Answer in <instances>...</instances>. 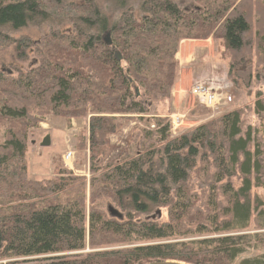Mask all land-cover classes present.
I'll return each mask as SVG.
<instances>
[{
	"label": "trees",
	"instance_id": "obj_1",
	"mask_svg": "<svg viewBox=\"0 0 264 264\" xmlns=\"http://www.w3.org/2000/svg\"><path fill=\"white\" fill-rule=\"evenodd\" d=\"M105 1L120 9L127 2ZM181 1L137 0V11H123L118 21H110L96 6L93 19L80 17L83 23L74 25L73 34L52 32L40 41V67L26 81L1 80L6 83L0 88L6 97L2 108L18 119L19 128L17 136L13 133L0 145V258L19 259L13 264H224L222 260L233 261L242 252L234 244L244 235L200 240L204 256H193L191 246L176 250L175 244L184 242L116 245L192 235L198 226L209 234L234 233L247 230L253 215L257 223L264 220V209L258 210L263 203L253 193L263 184L259 155L264 144L255 142L251 150L249 128L242 120L251 107L233 110L172 140L162 126L157 132L164 143L158 166L152 153L144 151L146 140H138L142 153L90 179L88 205L82 179L75 184V178L60 176L65 173L60 170L58 178L38 181L25 169V128L37 121L33 108L47 106L67 118L84 115L90 106L96 115L89 118V141L92 147L102 144L116 124L100 114L141 106L130 100L133 95L159 106L171 98L179 78L175 55L183 39H215L214 59L225 64L234 89L248 87L261 74L253 78L264 69V0H190L188 7ZM47 16L37 0H0V28H23ZM104 33L110 35L111 45L101 40ZM69 38L74 58L67 64V59L58 58L64 49L51 42ZM67 67L85 87H74L72 75L63 72ZM85 68L89 71H82ZM16 101L19 106H14ZM252 107L256 113L264 110L262 101ZM162 122L155 118L151 125L157 128ZM13 157L16 166L10 171L7 164ZM98 163L92 159L93 172ZM192 176L196 190L190 185ZM103 200L106 206L100 207ZM108 206L120 217L111 216ZM155 208L158 216L161 209L166 211L165 221L159 223L153 214L140 218ZM87 245L93 250L83 253ZM240 264H264V256Z\"/></svg>",
	"mask_w": 264,
	"mask_h": 264
},
{
	"label": "rangeland",
	"instance_id": "obj_2",
	"mask_svg": "<svg viewBox=\"0 0 264 264\" xmlns=\"http://www.w3.org/2000/svg\"><path fill=\"white\" fill-rule=\"evenodd\" d=\"M39 7L47 13V17H41L23 28L12 29L10 27L0 28V88L3 87L1 80L7 82L9 79L17 81H26L29 76L36 73L40 67L42 55L39 54L41 45L40 41L51 34L52 32H59L64 37L73 34L72 29L75 24L81 25L83 20L80 17H91L93 19V10L98 6L110 21H118L120 14L123 11L127 13L131 11L136 12L138 9L137 0H127L123 9L112 7L108 5L105 0H37ZM185 7L191 6L190 0H182L180 2ZM80 18V19H79ZM90 26V25H89ZM74 36V35H73ZM71 36V37H73ZM101 40L111 45L110 35L104 33L101 35ZM13 41V43H12ZM60 49H64L63 55L58 57L61 60L67 59V64L71 63L74 58L73 52L68 47L71 43V38L66 42H51ZM217 45L215 39L212 37L201 39H183L179 42L176 60L179 65V78L174 83L171 89V98L165 101L162 106L152 103L141 97L134 95L130 100H137L143 103L141 106L130 105V111L125 113H103L111 117L116 124V130L109 133L102 144L92 147L89 141V118L93 114L90 106L82 116H68L62 118L55 115L53 111L43 106L41 111L33 108L31 115L37 118L35 125L26 127V148L24 150L23 158L25 161V169L28 172L29 178L38 181H47L49 179H56L59 171L63 173L60 176L75 178V184L79 183L77 178L82 179L86 188V198L88 205V189L90 179L102 173L108 172L116 164H122L142 153L137 145V141L144 138L146 140L145 153L154 156V166H158L157 160L160 156L163 144L159 142L158 130L162 126L167 127L168 139H175L181 137L186 132L196 129L202 124L216 120L220 116L230 113L239 108L251 107L250 111L245 109L242 120L244 128H249L250 133V148L254 150L255 142L264 144V110L256 113L253 110L255 102L262 101L264 107V69L259 73H254V78L251 84L242 89H234L228 79L225 64L215 61L214 53ZM21 53V55H19ZM82 63L83 59H79ZM64 68L63 72L71 76L73 73L69 69ZM89 71L86 68L82 71ZM90 75V73H87ZM86 75V76H88ZM210 77L222 78L223 84L229 83L230 89L226 88V94L229 95L230 100L225 101L224 107L217 111H212L201 105L193 92L195 85L203 83ZM85 78V77H84ZM71 81L74 87L85 83L80 78L76 79L72 75ZM133 93V90H131ZM260 92V96L256 95ZM5 96L0 95V145L9 140L13 133L18 134L19 121L18 119L8 117L5 109L2 108ZM260 99V100H259ZM27 102V101H26ZM14 106H19L16 101ZM209 107V106H208ZM220 108V106H219ZM142 110V111H140ZM193 113L190 117L189 114ZM155 118H161L162 124L154 128L151 125ZM178 118V120H176ZM174 122V123H173ZM154 132V133H153ZM14 134V135H15ZM45 136H49V145L41 146ZM150 138V139H149ZM150 141L152 145L150 146ZM73 153V158L64 161L62 156L67 152ZM259 158L262 160V186L255 187L253 193L256 194L262 201V206L258 208L264 209V149H261ZM98 163V171L91 170V164ZM16 158L7 164L8 170L12 171L16 164ZM73 180H70L73 182ZM234 182L237 177H233ZM190 185L196 190L197 179L192 176ZM107 200L100 202V207ZM204 209L205 202L200 203ZM106 206V204H104ZM158 208L153 209L140 218L148 215L154 216V220L159 223L166 220V211L160 210V215L155 214ZM120 210V209H119ZM253 215L249 219V228L245 231L230 232L222 231L219 233H205L202 227L198 226L192 230V235L186 234L182 237H171L160 240L150 241H136L132 239L128 244L116 245V248L130 247L139 244H153L165 242H184L175 244L176 250H180V246H191L195 252L193 256L203 255L204 247L199 245L200 240L209 239L212 237H221L225 235H244L245 238L235 243L234 246L243 248L242 252L233 260H222L224 264H240L244 260H253L264 256V220L257 223ZM192 242V243H189ZM216 244H213V246ZM212 246V247H213ZM103 249H107L104 247ZM88 245L83 250V253L90 252ZM186 252V251H184ZM17 258H0V264H13Z\"/></svg>",
	"mask_w": 264,
	"mask_h": 264
},
{
	"label": "built area",
	"instance_id": "obj_3",
	"mask_svg": "<svg viewBox=\"0 0 264 264\" xmlns=\"http://www.w3.org/2000/svg\"><path fill=\"white\" fill-rule=\"evenodd\" d=\"M222 78L210 77L202 84H196L193 92L197 95V101L208 109L216 111L225 105V101H229L230 97L226 94V88L230 89L229 83L223 84ZM209 106V107H208ZM178 120V118H176ZM174 123V122H173ZM64 161H68L73 158V153L67 151L62 156Z\"/></svg>",
	"mask_w": 264,
	"mask_h": 264
},
{
	"label": "water",
	"instance_id": "obj_4",
	"mask_svg": "<svg viewBox=\"0 0 264 264\" xmlns=\"http://www.w3.org/2000/svg\"><path fill=\"white\" fill-rule=\"evenodd\" d=\"M107 44H109V42ZM135 95L139 96V92L137 88H135ZM48 145H49V136H45L41 143V146H48ZM107 210L111 216L120 217V213L111 206H108ZM146 264H189V263L179 262V261H156Z\"/></svg>",
	"mask_w": 264,
	"mask_h": 264
}]
</instances>
